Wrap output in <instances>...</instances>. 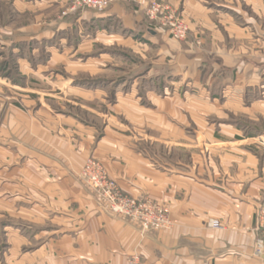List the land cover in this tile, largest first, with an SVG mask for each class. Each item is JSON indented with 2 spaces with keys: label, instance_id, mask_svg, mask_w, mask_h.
Instances as JSON below:
<instances>
[{
  "label": "crops",
  "instance_id": "1",
  "mask_svg": "<svg viewBox=\"0 0 264 264\" xmlns=\"http://www.w3.org/2000/svg\"><path fill=\"white\" fill-rule=\"evenodd\" d=\"M69 1L0 0L16 17L37 13L31 24L0 25V79L19 84L20 77L38 76L51 86L55 70L48 64L65 58L67 48H86L83 68L91 77L127 45L157 47V54L143 69L96 82L105 85L66 81L102 123L70 111V104L68 111L48 105V119L64 126L48 131L39 124L36 132L53 148L28 150L33 162L15 170L60 217L48 231L60 238L39 243L20 263L129 264L139 256L144 264H264L254 255L255 212L264 196V147L257 144L264 130L254 127L264 123V0H169L192 27L182 43L149 28L145 13L127 4L41 22L47 10ZM46 43L50 62L34 64L36 46ZM98 47L104 51L95 56ZM98 100L105 102L101 112L89 107ZM90 157L125 195L165 206L172 228L143 236L110 214L77 180ZM211 220L224 229L209 227Z\"/></svg>",
  "mask_w": 264,
  "mask_h": 264
},
{
  "label": "rangeland",
  "instance_id": "2",
  "mask_svg": "<svg viewBox=\"0 0 264 264\" xmlns=\"http://www.w3.org/2000/svg\"><path fill=\"white\" fill-rule=\"evenodd\" d=\"M72 2L73 0H70L67 4H63V6L58 9L52 8L47 10L46 14L43 17H40L42 20L41 22H46L48 24L53 18L59 16L62 17L63 12L68 8H71ZM156 2L169 5L176 12L177 17L183 19L188 25V34L191 33L192 27L183 18L180 7L169 4V0H156ZM120 4L135 6L130 3ZM114 5L117 4L111 5L108 9ZM1 6L2 7L0 8L2 10L0 11V14L4 18H1L2 20L0 21L2 27H5V25L8 24L13 25V28L15 29L21 27L23 24H31L36 21L35 16H37V13L31 12L26 16L16 17V15L12 14L10 9H6L8 7L5 4H2ZM107 10L104 12H96L88 8H81L69 15L83 11L102 14ZM10 16L12 17L10 18ZM147 21L149 22V25L152 26L149 28H155L148 18ZM45 26L47 27V25ZM112 31L119 30L117 27H114L112 28ZM165 31L167 32V30ZM3 32H6V30H3ZM170 38L172 39L171 36ZM130 46L133 45L130 44L125 47V54L124 52L114 50V57L109 61L110 64L108 69L103 72L96 71L99 72L97 74L100 75L96 74V76L93 74L91 77L87 72H84V70L86 71L85 67L83 68V65L88 62L86 59L87 56L85 55L86 48H83L78 52L67 48L64 50L65 58L55 59L49 63L51 57L48 52L49 45L47 43L44 46L40 45V47L37 45L36 48H39L40 52L35 55L33 62L34 64H45L48 62L49 67L47 70H55V75L51 79L53 80L51 81L53 82L51 86H49L48 83H39V81H37L39 79L38 76L35 77L36 79H33L34 77L31 76L28 80L21 79L20 77L18 78L19 84H16V82L12 84L0 79V264H21L20 261L23 253H33L34 250L38 248L39 243H43L45 240L51 241L52 239L60 238V235L51 236L52 233H48V231L53 230V226L50 222H54L60 217H55L57 215L53 212L49 202H38L36 187L24 184L22 182V171L15 170L22 169L23 166H27L33 162V157L27 152L37 149L39 145L42 146V148H53L52 145L49 146V142L46 141L45 137L37 136L36 132V128H38L39 124L42 128L44 127L48 131H53L51 125H57L58 131L62 130V127L64 126L63 121L57 119L58 117L56 118L54 114L53 117L57 119L56 121H50L48 119L46 114L51 113L48 105L53 106V108H62L63 110L68 111L69 107H67L68 105L65 106V104H70V111L74 108L73 112L79 113L84 118L91 120L97 119L96 121L98 123L104 122V120L98 117L95 118L89 116L84 110V107L88 105L84 104L83 101L77 100V97L75 98V96L72 95L73 93L66 88L69 87V84L66 81L75 79V83L78 84L89 85L92 83L91 85L95 86L105 85L101 83L96 84V82H101L102 80L111 81L117 78H122L125 72L127 73V71L133 70L135 67L138 68V70L143 69L150 61H153L154 58H156L157 47L152 48L145 44H135L136 48H130ZM103 51L102 47H98L96 48L94 55L97 56ZM134 51L141 52L142 54L145 52L147 54L146 60L136 59L135 56L138 58L140 57L135 55ZM79 70H83V72H79ZM51 72H53V70H51ZM5 75L6 74H3L1 76L5 77ZM96 78L99 79V81ZM54 82L57 84L55 85ZM47 98H49V101H47ZM98 98L102 99V97ZM71 99H74V102L78 104L74 103L72 105V103L66 102V100ZM104 103L103 100H98L96 103L94 102V104L91 103L92 105L88 104L90 105V108H94L93 110H95V112H101L104 110ZM80 106L83 107L80 108ZM109 109H111V107ZM105 110H108V108ZM254 127L264 130V123L254 125ZM52 134L54 133L52 132ZM257 144H259L260 147H264V138L259 139ZM24 151H26V153H24ZM90 162L99 164L109 177L110 175L102 162L90 157L86 161L83 169L80 172H76V177L78 182L92 192L82 178L83 170ZM13 170H15L14 178L12 177ZM111 179L114 180L113 178ZM32 198L36 199V201H33ZM37 231H41V234L38 235Z\"/></svg>",
  "mask_w": 264,
  "mask_h": 264
},
{
  "label": "built area",
  "instance_id": "3",
  "mask_svg": "<svg viewBox=\"0 0 264 264\" xmlns=\"http://www.w3.org/2000/svg\"><path fill=\"white\" fill-rule=\"evenodd\" d=\"M130 3L144 11L153 27L167 30L172 39L181 42L187 39L188 25L177 17L176 12L166 4L156 0H73L71 8L63 12L67 16L81 8H88L96 12H104L113 4ZM84 183L105 205L113 216L125 218L136 225L141 235L158 233L172 228L170 213L162 206L149 198H134L125 195L117 182L112 180L106 171L95 162H90L83 170ZM209 227L224 229L218 220H211ZM256 241L254 255L264 258V196L255 212ZM129 264H144L139 256H132Z\"/></svg>",
  "mask_w": 264,
  "mask_h": 264
}]
</instances>
